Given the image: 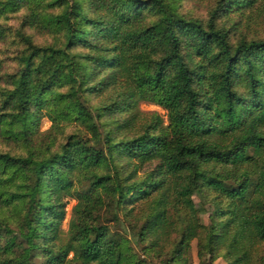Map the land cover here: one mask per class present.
Masks as SVG:
<instances>
[{"label":"trees","instance_id":"trees-1","mask_svg":"<svg viewBox=\"0 0 264 264\" xmlns=\"http://www.w3.org/2000/svg\"><path fill=\"white\" fill-rule=\"evenodd\" d=\"M181 5L0 0V19L61 35H22L0 89V139L22 150L0 151V264H191L195 240L264 264V36H231L264 0H216L206 23Z\"/></svg>","mask_w":264,"mask_h":264},{"label":"rangeland","instance_id":"rangeland-1","mask_svg":"<svg viewBox=\"0 0 264 264\" xmlns=\"http://www.w3.org/2000/svg\"><path fill=\"white\" fill-rule=\"evenodd\" d=\"M216 0H182L181 12L190 18H195L206 23L210 17V12L214 7ZM24 12L12 13L7 17L0 19V27L3 28L5 37L0 40V89L6 86L7 75H12L18 70V55L24 50L25 45L22 42V35L31 36L33 42L39 46H47L52 44H58L61 39V35L47 30H34L28 29L22 26ZM240 34L245 35L248 39L264 36V21L256 19L251 21L250 25L243 22L242 31H236L232 33V38H239ZM142 109L146 112H158L165 115V112L158 106L152 104H143ZM53 122L50 118H45L41 124V131L46 132L51 130ZM82 129L75 123L64 125L60 141H63L65 136L74 130ZM0 151L19 153L22 152L21 148L17 144H8L6 140L0 139ZM194 201L199 209L205 210L201 214V220L205 225L209 224V216L212 212L210 205L205 204L201 194L196 193L194 195ZM76 201L69 199L67 205V216L63 223V231L66 234L68 231V224L72 217L73 207ZM191 264H228L223 258H218L214 262H210L207 256L203 258L198 257V241L195 240L192 243L190 250ZM42 261L37 260L36 264H40Z\"/></svg>","mask_w":264,"mask_h":264}]
</instances>
